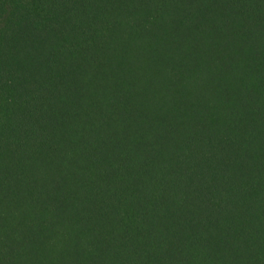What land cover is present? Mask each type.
I'll use <instances>...</instances> for the list:
<instances>
[{"label": "trees", "instance_id": "16d2710c", "mask_svg": "<svg viewBox=\"0 0 264 264\" xmlns=\"http://www.w3.org/2000/svg\"><path fill=\"white\" fill-rule=\"evenodd\" d=\"M0 264H264V0H0Z\"/></svg>", "mask_w": 264, "mask_h": 264}]
</instances>
